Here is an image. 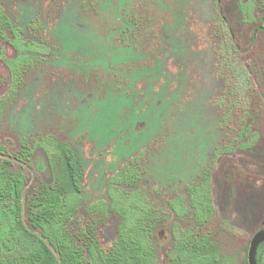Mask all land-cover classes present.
<instances>
[{"label": "rangeland", "instance_id": "374dc122", "mask_svg": "<svg viewBox=\"0 0 264 264\" xmlns=\"http://www.w3.org/2000/svg\"><path fill=\"white\" fill-rule=\"evenodd\" d=\"M221 2L227 10L217 20ZM0 6L27 45L18 52L0 42L16 61L11 72L0 57V142L31 151L30 167L14 169L27 177L26 195L53 183L67 145L84 168L83 210L96 202L108 209L104 245L119 228H136L146 206L166 213L154 232L161 255L190 236V264H248L251 240L264 229V30L243 27L237 0ZM237 25L245 36L239 58L225 45ZM247 63L262 83L251 72L248 97ZM252 109L262 118L244 152L238 139ZM10 205L0 198V261L12 254ZM258 255L264 264V244Z\"/></svg>", "mask_w": 264, "mask_h": 264}, {"label": "trees", "instance_id": "16d2710c", "mask_svg": "<svg viewBox=\"0 0 264 264\" xmlns=\"http://www.w3.org/2000/svg\"><path fill=\"white\" fill-rule=\"evenodd\" d=\"M221 3L217 20H222L220 13L225 14L227 10ZM237 6L243 27L258 26L264 30V0H237ZM244 37L237 25L225 39L229 54L239 58ZM0 40L18 52L23 51V46L27 47L1 6ZM4 51L5 47H1V60L12 72L16 61L6 59ZM252 65L247 63L242 69L247 97L255 91L251 72L259 80L258 85H262L260 71ZM2 84L0 77V87ZM2 103L0 99V105ZM260 118L261 113L253 109L244 113L238 139L240 151L247 152L254 147L256 136L252 130ZM58 151L61 168L53 183L40 181L27 196V177L16 174L14 169L17 165L22 170L23 166L30 167L27 159L31 151L23 148L12 153L0 142V198L13 199L10 211L14 215L13 237L9 246L11 258H1L0 264H190L194 249L190 236L174 240L161 255L154 232L160 223L165 222L166 213L157 208L145 206L136 228L131 231L124 226L119 228L112 245H104L100 235L108 224V209L104 202H96L83 210L84 168L79 155L67 145ZM22 242L25 248H19ZM21 249H24L23 253L18 251ZM257 262L262 264L260 255H257Z\"/></svg>", "mask_w": 264, "mask_h": 264}, {"label": "water", "instance_id": "95a60500", "mask_svg": "<svg viewBox=\"0 0 264 264\" xmlns=\"http://www.w3.org/2000/svg\"><path fill=\"white\" fill-rule=\"evenodd\" d=\"M264 243V229L258 231L252 238L248 252V264H258L257 255L259 247Z\"/></svg>", "mask_w": 264, "mask_h": 264}]
</instances>
